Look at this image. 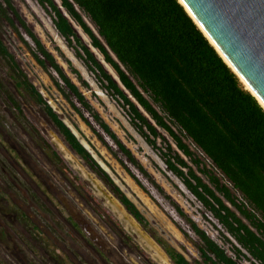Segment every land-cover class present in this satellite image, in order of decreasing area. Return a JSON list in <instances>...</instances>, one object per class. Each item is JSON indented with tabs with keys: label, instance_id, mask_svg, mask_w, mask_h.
Listing matches in <instances>:
<instances>
[{
	"label": "flooded vegetation",
	"instance_id": "obj_1",
	"mask_svg": "<svg viewBox=\"0 0 264 264\" xmlns=\"http://www.w3.org/2000/svg\"><path fill=\"white\" fill-rule=\"evenodd\" d=\"M12 2L20 20L15 18L14 26L4 21L1 39L18 68L42 96L44 104H39L36 96L33 97L26 90L18 91L8 77V66L0 65L4 86L17 99L23 111H18L14 103L9 101L7 93L1 92V113L11 121L24 116V122L19 124L22 132L16 129L14 136L9 133L12 124L4 127L6 117L0 116V135L1 132L5 134L4 130L7 131V138L0 140V151L4 154L0 168L6 173V179L0 183V264H178L175 261L178 256L189 264H203L199 248L201 238L196 229L215 240L206 230V224L217 233L215 241L225 250L231 249L226 252L236 259L233 245L238 244L193 190L197 187L205 199L211 200L195 178L200 179L203 185L246 222L210 179L213 176L220 181L221 186L230 187L223 173L192 140L184 138L168 121L166 123L187 145L191 156L179 149L170 132L145 109L137 106L154 131L148 124L136 119L130 106L119 95H112L97 82L95 74L76 55V49L60 36L51 14L37 0ZM40 11L52 21L53 29L64 46L94 76L99 89H93L84 80L63 48L56 44L53 51L51 46L54 42L51 40V46H48L39 37L37 29H42L44 25L40 21ZM6 28L10 29L17 43L34 61L33 77L24 70L17 54L10 50L11 45L5 42L8 34ZM38 42L49 54H53L63 73L77 85L85 97L84 102H80L69 90L51 62L39 51ZM57 53L62 61L56 57ZM39 60L44 61V66ZM104 98L115 104L126 116L127 126L120 124L119 128L123 133L113 128L96 107ZM47 106L87 152L86 156L70 144L67 134L50 115ZM50 127L60 138L58 141L61 146L64 145L73 155L77 171L110 197L112 205L128 221L139 227L144 235L145 248L128 233L110 210H106L103 202L100 203L91 194L88 183L73 173L72 168L64 163L65 157L43 137L42 132H47ZM10 146L13 148L12 155L8 153ZM29 156L42 171L33 168ZM196 159L201 161L200 165L195 163ZM9 162L13 166L11 172L7 164ZM235 195L241 198V195ZM7 205L9 208L10 205L13 208L16 206V212L10 211L9 214ZM80 223L85 226V230ZM186 239L195 246L194 251L191 252L183 244ZM243 252L250 258L246 251ZM75 257L82 261L73 260ZM236 260L239 264H243V261L259 264L252 258Z\"/></svg>",
	"mask_w": 264,
	"mask_h": 264
},
{
	"label": "trees",
	"instance_id": "obj_2",
	"mask_svg": "<svg viewBox=\"0 0 264 264\" xmlns=\"http://www.w3.org/2000/svg\"><path fill=\"white\" fill-rule=\"evenodd\" d=\"M37 1L51 14L60 36L76 49V55L95 74L97 82L112 95H119L130 106L136 119L148 124L138 108L145 109L170 132L179 149L191 156L187 145L166 123L168 121L184 138L192 140L223 173L230 187L221 186L213 176L210 179L246 222L200 179L195 178L211 200L205 199L197 187L193 190L238 244L233 245L236 259L252 258L264 264V108L179 0H60L63 9L89 38L92 47L115 71L122 86L106 71L56 2ZM82 13L90 19L100 38ZM15 18L20 20L12 0H0V65L8 66V77L18 91L26 90L36 96L39 104H44L42 96L18 68L1 39L4 21L14 26ZM38 45L39 51L51 62L69 90L84 102L85 97L63 73L53 54H49L39 42ZM39 61L44 66V61ZM1 92L7 93L9 101L23 113L0 77ZM47 110L67 134L70 144L86 156L87 152L48 106ZM195 163L200 165L201 161L196 159ZM196 231L201 238L199 248L203 264H239L206 233ZM175 261L189 264L181 256Z\"/></svg>",
	"mask_w": 264,
	"mask_h": 264
},
{
	"label": "water",
	"instance_id": "obj_3",
	"mask_svg": "<svg viewBox=\"0 0 264 264\" xmlns=\"http://www.w3.org/2000/svg\"><path fill=\"white\" fill-rule=\"evenodd\" d=\"M54 1L106 71L120 84L115 71L105 62L104 57L92 47L89 38L63 9L61 1ZM179 2L227 65L232 68L245 86H249V91L264 108V0H179ZM90 26L99 37L94 27ZM108 51L117 61L109 49ZM123 89L128 93L124 87ZM57 114L59 113L57 112ZM60 118L63 120L61 116ZM79 140L81 141L80 138ZM54 145L60 150L59 144L54 142ZM60 152L63 153L61 150ZM80 176L88 183L93 194L117 217L128 233L145 248L143 245L144 235L139 227L119 213V209L112 205L110 197L91 184L81 172ZM80 225L84 230L86 229L83 224L80 223ZM92 241L98 244L97 241Z\"/></svg>",
	"mask_w": 264,
	"mask_h": 264
},
{
	"label": "rangeland",
	"instance_id": "obj_4",
	"mask_svg": "<svg viewBox=\"0 0 264 264\" xmlns=\"http://www.w3.org/2000/svg\"><path fill=\"white\" fill-rule=\"evenodd\" d=\"M17 3V2H16ZM41 12V11H40ZM83 14V13H82ZM83 16L85 17L86 21L93 26L92 22L90 21V19H88V17L83 14ZM40 18H41V22L44 23L43 25V28L41 29V27H38L40 29H37L38 30V35L39 37L44 41V43L48 46H51V40L54 42V44L51 46L53 51H54V45H58L60 46V48H63L62 50H64V52L66 53V56L68 59L72 60L73 64L75 65V68L80 72V74L82 75V77L84 78L85 81H87V83H89L93 89L97 90L99 89V86L98 84L95 82L94 80V76L91 75L86 67L84 66V64L81 62V61H78L75 59V57L73 56V53L72 51L68 50L60 36L58 35V33L53 29V25H52V21L49 19L48 16L44 15V13H40ZM36 26H39L37 23H36ZM95 29V28H94ZM5 30L8 31V34L6 35V38H5V42L9 45H11V47L9 46L10 50L12 52H15L17 54V56L19 57V61L22 63L23 65V68L25 71H27L32 77H33V74H34V69H33V66H34V61L32 60V58L26 54L25 50L22 48V45L20 43H17L18 41H16V37L14 34H12V32L10 31V29L6 28ZM22 51H21V49ZM56 53V52H54ZM56 57H58L61 61H62V58L60 56H58V53L56 54ZM58 59V61H60ZM41 75V74H40ZM72 78L75 80V77L72 76ZM11 87V86H10ZM41 87V86H40ZM90 98V97H89ZM97 108L99 109L100 113H102L103 117L105 118V120L111 125L113 126V128L117 129L118 131H120L121 133H123L119 128H120V124H124L125 126H127V123H126V116L120 111L119 108H117V106H115V104L111 103L108 99L104 98L103 99V102L101 104H96ZM1 114L3 116L6 117V120H5V123L3 124L4 127L6 125H9L12 124V127L9 129V133L11 135H15L16 134V129L21 133L22 129L19 128V124H22L24 121L23 119V116H20L18 117L19 119L18 120H14V121H11L6 115H4L3 113H1V109H0V116ZM28 119H30V121L32 122L31 118L29 117ZM33 123V122H32ZM34 124V123H33ZM2 126V120L0 118V128ZM53 129L50 127V129L47 130V132H42V130H40L43 134V137H45L50 143L51 145L56 149V151H58V153L62 156H64L65 158L64 159V163L66 165H68V167L70 166L73 170V173L75 174H78L79 177L84 181V179L80 176V172L79 170L77 171V167L73 164L75 159L73 157V155L68 151V149L62 145L61 146V143L58 141L60 138L56 136V134L54 133V130L52 131ZM43 131H45L43 129ZM5 134H3L1 132L2 135H0V140H4L5 138H7V131L4 130L3 131ZM189 141V140H188ZM191 141V140H190ZM54 142H56L57 144H59V147H60V150L63 152L61 153L60 150L58 148L55 147L54 145ZM1 143V142H0ZM12 147L10 146L9 149H8V153L9 155H12L11 151H12ZM15 152V151H13ZM16 153V152H15ZM198 153V151H197ZM17 154V153H16ZM65 154V155H63ZM199 154V153H198ZM30 157V156H29ZM4 160V154L0 151V161ZM30 161L33 165V168L36 169V170H40L42 171L43 169L30 157ZM8 166H9V170L11 172V170H13V166L11 164V162L7 163ZM210 165V164H209ZM6 179V173H4L1 168H0V183ZM85 182V181H84ZM86 183V182H85ZM26 186H31L30 184H27ZM87 188L88 190L91 192V194L94 196L93 192L91 191L90 187L87 185ZM235 194H238L240 196L239 193H236L235 191ZM100 203L101 200H99L96 196H94ZM7 201V200H6ZM39 201V200H38ZM3 205L5 206V202H3ZM8 206V205H7ZM11 208V209H10ZM10 208L8 206V213H10V211H13V212H16L17 208L16 206L13 208L12 205H10ZM106 208V207H105ZM106 210L109 211V209L106 208ZM120 213V212H119ZM113 214V213H112ZM114 215V214H113ZM123 215V214H122ZM115 216V215H114ZM116 217V216H115ZM117 218V217H116ZM206 230L209 232L210 236L212 238H214L215 240H217V233L215 232V230L213 228H211L208 224H206ZM182 238V237H181ZM186 245L187 248L190 249V251H194V245L192 243H190V241L188 239H186L184 241V243ZM222 246H223V243H220ZM226 246V245H225ZM228 246V245H227ZM226 250H231L229 248H226ZM52 251V250H51ZM53 252V251H52ZM55 252V251H54ZM187 254H190V253H187ZM196 256H198L197 253H195ZM190 256V255H189ZM198 258V257H197ZM73 260H77V261H82L79 257H75L73 258ZM165 261V259H164ZM243 264H249L245 261H243Z\"/></svg>",
	"mask_w": 264,
	"mask_h": 264
},
{
	"label": "bare ground",
	"instance_id": "obj_5",
	"mask_svg": "<svg viewBox=\"0 0 264 264\" xmlns=\"http://www.w3.org/2000/svg\"><path fill=\"white\" fill-rule=\"evenodd\" d=\"M109 69H110V68H109ZM110 70L113 72V70H112V69H110ZM246 86H247V88H248L247 90H250L249 86H248V85H246ZM250 92H251V91H250Z\"/></svg>",
	"mask_w": 264,
	"mask_h": 264
}]
</instances>
